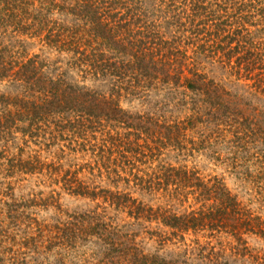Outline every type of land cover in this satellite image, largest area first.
I'll list each match as a JSON object with an SVG mask.
<instances>
[{
	"label": "rangeland",
	"instance_id": "rangeland-1",
	"mask_svg": "<svg viewBox=\"0 0 264 264\" xmlns=\"http://www.w3.org/2000/svg\"><path fill=\"white\" fill-rule=\"evenodd\" d=\"M176 1L181 11L186 10L180 18L159 0L148 4L147 21L157 24L166 40L178 41L180 53H175L174 58L168 59L169 53L159 56L172 62L171 69L183 68L184 76L189 69L206 74L219 84L216 100L223 101L226 107L221 115L213 112L207 119L196 113L203 105V97L185 86L161 81H153L149 89L137 94L123 91L120 106L161 124L180 122L181 127H186L181 132V151L168 147L162 159L177 167L197 169L205 179L218 177L237 196L241 207L264 220V92L253 87L252 81L239 79L242 73L238 75L237 68L232 67L237 66V56L233 54L228 61L229 53L221 49L230 42L225 40L227 32L219 31L226 28L218 26L225 7L230 14L236 13L235 7H242L247 18L253 15L248 19L252 25H246L251 36L264 38V33L259 34L264 26L258 22L264 0H205L213 3V17H194L190 0L187 7L183 0ZM22 17L3 21L0 16V44L14 52L10 56L24 61L39 55L40 61L48 64L44 74L58 78L64 73L66 81L84 91L111 95L116 78L87 75L70 68L69 54L44 46L42 37L17 30ZM50 17L58 24L73 23L58 8ZM202 27L206 30L198 32ZM234 45L235 42L231 44ZM18 85L2 80L0 93L24 95L23 87ZM2 109L0 106V116ZM43 127L31 133L17 127L0 134V264H264V237L260 235L246 234L244 245L224 232L210 236V230L185 233V240H161L160 232L171 236L169 228L157 221H137L127 211L116 209L109 199L110 193H129L150 206H168L161 193L149 191L145 183L136 179V175L149 179L158 160L138 154L134 166L107 164V171L96 167L90 154L78 151V138L71 139L68 132L62 134L54 128L51 134L50 128ZM104 131L96 134V143L106 137ZM146 138L145 134L141 139L132 135L130 140L145 144ZM53 162L56 169L54 166L48 170ZM76 182L95 190V197L77 193ZM187 206L176 204L175 210L183 213ZM92 219L95 220L89 226ZM97 223L102 224L97 227ZM103 224L116 231L111 236L116 241L114 245L110 235L99 232ZM137 254L149 258L136 261Z\"/></svg>",
	"mask_w": 264,
	"mask_h": 264
},
{
	"label": "trees",
	"instance_id": "trees-1",
	"mask_svg": "<svg viewBox=\"0 0 264 264\" xmlns=\"http://www.w3.org/2000/svg\"><path fill=\"white\" fill-rule=\"evenodd\" d=\"M151 1L155 0H63L61 3L57 0H0L1 20L23 15L18 27L15 25L17 30L32 37H42L44 46L69 54L70 68L87 75L116 78L115 88L109 97L95 91H84L82 87L66 81L64 73H60L58 78L44 74L48 64H43L39 55L19 61L9 55L13 51L0 44V81L9 79L10 82L19 83L24 93H0V106L3 107L0 134H8L17 127L31 133L33 130H44L43 125L50 128L51 134L52 128L62 134L68 132L71 139L78 138L75 139L78 140V151L90 154L94 165L107 171H110L107 164L134 166L138 154L149 160H158L159 165L153 168L149 179L138 175L136 179L145 183L149 191L161 193L167 199L168 206L153 207L129 193H110L109 199L116 209L127 211L137 221H157L169 228L171 236L159 233L163 241L171 238L185 240V233H198L201 230H210V236L227 233L241 245L246 244V234L264 237V220L241 207L237 196L221 179H205L197 169L188 168L187 165L177 167L162 159L168 147L181 151V132L186 127H181L180 122L161 124L146 115H133L120 106L119 96L123 91L128 95L137 94L149 89L153 81H161L185 86L194 95L203 97V105L196 113L206 115L207 119L213 112L221 115L226 107L223 101L216 100L220 92L219 84L206 74L189 69L184 76L183 68L171 69L172 62L166 61L165 56H159L160 53H169L168 59H171L180 51L178 41L166 40L159 26L147 21ZM159 2L167 4V11L173 12L177 18L186 13V10L181 11V7H177L176 0ZM182 4L187 7V0H183ZM190 4L194 17H213L212 1L190 0ZM57 8L72 18L71 25L58 24L50 17ZM223 10L225 14L218 26H225L226 29H218L222 33L227 32L225 40L230 42L226 48L218 45L229 53L228 61H231L233 54L237 56V66L232 67L237 68L238 75L242 73L239 79L252 81L253 87L264 92V38L251 36L249 27H246L253 15L247 18L242 14V7L238 6L234 14H230L226 7ZM258 14L261 16L258 22L264 26V8ZM204 30L206 27L197 31ZM262 33L264 27L259 31V34ZM234 42L235 45L231 46ZM9 106L13 107L8 109ZM191 123L190 120L188 124ZM20 124H24V127H20ZM121 129L133 130L124 134ZM100 130H106V137L98 144L96 134ZM142 134L147 137L145 144L130 140L132 135L141 139ZM55 164H49L48 170H52ZM74 190L93 197L97 194L80 182H76ZM176 204L188 206L182 213L175 210ZM94 220L90 221L89 226ZM101 224L97 223L96 226L100 227ZM101 230L110 235L112 241L111 236L116 231L109 230L104 224L99 232ZM135 257L136 261L149 258L144 254Z\"/></svg>",
	"mask_w": 264,
	"mask_h": 264
}]
</instances>
